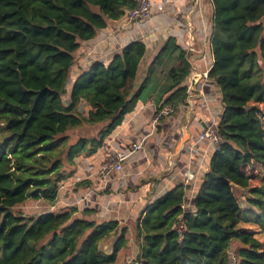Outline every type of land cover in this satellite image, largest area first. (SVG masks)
<instances>
[{"label": "trees", "instance_id": "16d2710c", "mask_svg": "<svg viewBox=\"0 0 264 264\" xmlns=\"http://www.w3.org/2000/svg\"><path fill=\"white\" fill-rule=\"evenodd\" d=\"M212 3L208 77L222 93L221 145L191 208L179 185L137 220L133 264H231V254L236 264H264V0ZM137 4L0 0V264H118L131 247L129 227L117 221L79 218L75 208L38 216L15 209L30 200L54 206L66 167L103 149L136 109L148 84L136 88L142 42L82 71L70 93L67 86L81 45ZM178 62L165 102L175 106L187 99L191 73L183 51ZM84 126L94 135L73 138ZM237 189L250 191V210Z\"/></svg>", "mask_w": 264, "mask_h": 264}, {"label": "crops", "instance_id": "0c3cea01", "mask_svg": "<svg viewBox=\"0 0 264 264\" xmlns=\"http://www.w3.org/2000/svg\"><path fill=\"white\" fill-rule=\"evenodd\" d=\"M150 2L153 6L149 23L126 26L125 19L110 22L75 54L68 93L82 71L89 70L95 62L109 64L116 54L135 42H142L147 48L136 88L146 80L148 84L136 109L107 137L103 149L92 157L75 159V164L67 169V178L60 184L57 202L54 206L46 205L42 214L75 208L79 218L99 224L117 221L131 231V224L135 229L137 220L179 185L186 189V207L193 206L216 152L200 135L209 123L219 124L224 110L222 93L208 77L214 64V6L212 0ZM182 51L191 66V73L183 83L187 99L176 106L173 115L155 126L151 102L161 105L168 100L167 89L171 85L168 73L178 65ZM81 107L88 108L84 102ZM82 129H91L85 136L94 135L92 128L84 126L78 131ZM132 144H141V150L127 161L122 172L113 174L103 186L98 169L105 150H122ZM85 210L92 213L85 216L82 214Z\"/></svg>", "mask_w": 264, "mask_h": 264}, {"label": "built area", "instance_id": "2783aa9c", "mask_svg": "<svg viewBox=\"0 0 264 264\" xmlns=\"http://www.w3.org/2000/svg\"><path fill=\"white\" fill-rule=\"evenodd\" d=\"M152 3L150 0H138L137 7L130 10L125 17V24H147L152 19ZM151 106L154 108L153 125H157L160 120L169 117L175 113L176 106L170 103L156 105L153 101ZM200 139L208 141L217 151L221 145V137L218 124L209 123L200 135ZM141 144H132L131 147L122 150H105L104 160L98 169V177L103 186H106L113 174L120 173L124 170L125 164L140 150Z\"/></svg>", "mask_w": 264, "mask_h": 264}, {"label": "rangeland", "instance_id": "374dc122", "mask_svg": "<svg viewBox=\"0 0 264 264\" xmlns=\"http://www.w3.org/2000/svg\"><path fill=\"white\" fill-rule=\"evenodd\" d=\"M156 82V81H155ZM154 82V83H155ZM153 83V84H154ZM81 111H85L84 108H80ZM86 113V111H85ZM88 128V127H86ZM88 131H91V129H82L81 131H77L75 132L72 136L77 137V136H84V134L86 135L88 133ZM71 166L68 165V167H66V170L69 169ZM236 196L240 202L241 208L243 210V212H246L248 210H250L251 204L248 203L249 199L252 197L251 193L249 190H241V189H237L235 191ZM46 205L41 202V201H33L30 200L28 202H26L25 204L18 206L15 211L18 214H24L25 216H38L40 214H42L43 211H45ZM255 214V212H250V215L253 216ZM131 226L133 227V229L130 231V238H131V247L125 251L122 252L121 254V258L118 264H133V260L135 258L136 255V248L134 246V241H135V229L133 224H131ZM109 249V247L107 246L106 249ZM231 259L233 262H231V264H236V262H234V254H231Z\"/></svg>", "mask_w": 264, "mask_h": 264}]
</instances>
